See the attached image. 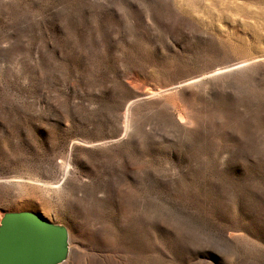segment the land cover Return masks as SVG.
I'll return each instance as SVG.
<instances>
[{"label": "rangeland", "instance_id": "1", "mask_svg": "<svg viewBox=\"0 0 264 264\" xmlns=\"http://www.w3.org/2000/svg\"><path fill=\"white\" fill-rule=\"evenodd\" d=\"M23 211L62 264H264V0H0V219Z\"/></svg>", "mask_w": 264, "mask_h": 264}, {"label": "water", "instance_id": "2", "mask_svg": "<svg viewBox=\"0 0 264 264\" xmlns=\"http://www.w3.org/2000/svg\"><path fill=\"white\" fill-rule=\"evenodd\" d=\"M68 233L31 212L0 219V264H61L68 256Z\"/></svg>", "mask_w": 264, "mask_h": 264}, {"label": "bare ground", "instance_id": "3", "mask_svg": "<svg viewBox=\"0 0 264 264\" xmlns=\"http://www.w3.org/2000/svg\"><path fill=\"white\" fill-rule=\"evenodd\" d=\"M69 252H70V251H68V255H69ZM67 258H68V256H67ZM67 258H66V259H67ZM69 258H70V257H69ZM65 261H66V260H65ZM65 261H64V262H65ZM64 262H63V263H64ZM61 264H62V263H61ZM66 264H71L70 260L67 261Z\"/></svg>", "mask_w": 264, "mask_h": 264}]
</instances>
